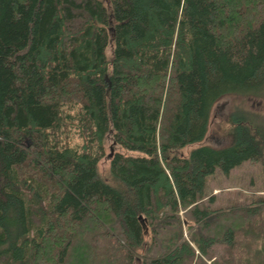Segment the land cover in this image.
<instances>
[{"label":"trees","instance_id":"obj_1","mask_svg":"<svg viewBox=\"0 0 264 264\" xmlns=\"http://www.w3.org/2000/svg\"><path fill=\"white\" fill-rule=\"evenodd\" d=\"M228 95H264V0H0V264H65L107 223L120 264H208L214 245V264H264L199 204L216 169L264 166V124L232 112L229 145L179 153ZM107 135L144 153L112 152L111 181Z\"/></svg>","mask_w":264,"mask_h":264},{"label":"rangeland","instance_id":"obj_2","mask_svg":"<svg viewBox=\"0 0 264 264\" xmlns=\"http://www.w3.org/2000/svg\"><path fill=\"white\" fill-rule=\"evenodd\" d=\"M257 4H260V2H257ZM235 111L241 112L249 120L252 119L256 123L264 124V95H228L220 99L212 108L209 130L205 139L199 143L185 147L179 153L188 156L192 149L202 145L214 147L229 145L233 139V126L230 122V115ZM74 132L75 130L72 129L71 135ZM81 141L76 136L73 143ZM104 146L105 156L99 162V170L103 178L108 181L112 180L110 171L112 152H122L129 156L144 155L143 152L128 150L119 144H114L111 135H107L105 138ZM5 179V168L0 161V193L4 189ZM199 204L209 207L213 211L211 217L220 215L223 219L235 220L241 226L237 231L238 240L243 241L241 234L243 233L244 240L248 241L249 244L241 248L237 247V252L235 251V253L238 256L243 259L247 258L253 253L251 249L254 245L260 248L264 247V166L262 161H245L233 168L229 174L224 173L220 168L216 169L213 174L207 177L204 198L199 201ZM180 215L184 220V229L187 234L189 232L188 226H197V223L193 221L187 210H182ZM219 222L213 225L211 233L221 235L224 232L225 228L221 227L226 220ZM255 224H258L260 227V235L245 232L251 230V226ZM89 230L94 233L95 241L99 234L103 235L104 238H102L99 244L97 242L96 244H92L90 242L91 237L87 238L84 235L85 244V240L81 236L76 246L67 254L65 264H120V261L108 258V254L110 255L111 251L105 254L107 246H110L111 238L107 234V231L111 232L113 230L111 226L107 223L104 229L91 227ZM239 235L241 238H239ZM120 242L124 244L122 240ZM102 243H105L104 246ZM211 254L213 255L212 259H205V262L208 264H214L216 259L225 256V246L214 245Z\"/></svg>","mask_w":264,"mask_h":264}]
</instances>
